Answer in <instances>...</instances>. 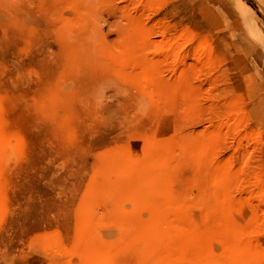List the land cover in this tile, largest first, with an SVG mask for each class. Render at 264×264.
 Instances as JSON below:
<instances>
[{"label": "rangeland", "instance_id": "1", "mask_svg": "<svg viewBox=\"0 0 264 264\" xmlns=\"http://www.w3.org/2000/svg\"><path fill=\"white\" fill-rule=\"evenodd\" d=\"M0 142V264H264V0H0Z\"/></svg>", "mask_w": 264, "mask_h": 264}, {"label": "bare ground", "instance_id": "2", "mask_svg": "<svg viewBox=\"0 0 264 264\" xmlns=\"http://www.w3.org/2000/svg\"><path fill=\"white\" fill-rule=\"evenodd\" d=\"M1 143V142H0ZM5 143V142H4ZM4 145V144H3ZM7 146V145H6ZM235 243H237V242H235ZM233 246V245H232ZM239 247H240V244L238 245ZM241 248V247H240ZM239 248V249H240ZM245 250V249H244ZM163 251H165V250H163ZM170 251H172V250H170ZM169 251V252H170ZM166 252V253H165ZM164 253H163V255H165L164 256V258L165 259H167V257H169L168 255V250L167 251H165ZM168 252V253H167ZM230 252H231V254L229 253V256H230V259L232 258L234 261L236 260V259H238L239 257H240V255H242L243 253L241 252V249H240V251L239 250H235L234 248H233V250L231 251L230 250ZM171 253V252H170ZM173 253V252H172ZM241 253V254H240ZM248 255V254H247ZM246 256V255H245ZM206 257H207V255H206ZM231 259V260H232ZM170 259H168L167 261H169ZM207 260H210V262H212L213 260H214V258L213 257H209V258H207ZM216 260V259H215ZM240 260V259H239ZM159 261V260H158ZM208 262V261H207ZM210 262H208V263H210ZM233 262V261H232ZM198 263V262H197ZM167 264V263H166ZM199 264V263H198Z\"/></svg>", "mask_w": 264, "mask_h": 264}]
</instances>
